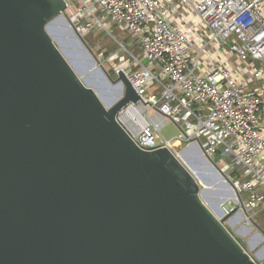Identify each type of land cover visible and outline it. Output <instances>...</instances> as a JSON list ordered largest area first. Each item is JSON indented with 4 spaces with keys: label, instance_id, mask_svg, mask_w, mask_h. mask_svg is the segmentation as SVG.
Segmentation results:
<instances>
[{
    "label": "water",
    "instance_id": "1",
    "mask_svg": "<svg viewBox=\"0 0 264 264\" xmlns=\"http://www.w3.org/2000/svg\"><path fill=\"white\" fill-rule=\"evenodd\" d=\"M52 29L94 61L80 71ZM97 65L120 89L111 103L83 78ZM139 100L76 33L65 0H0V264H264L222 221L227 198L210 187L236 194L200 144L148 152L118 124ZM190 147L216 181L194 173Z\"/></svg>",
    "mask_w": 264,
    "mask_h": 264
},
{
    "label": "built area",
    "instance_id": "2",
    "mask_svg": "<svg viewBox=\"0 0 264 264\" xmlns=\"http://www.w3.org/2000/svg\"><path fill=\"white\" fill-rule=\"evenodd\" d=\"M65 2L78 35L106 33L117 45L97 57L140 97L116 116L134 143L177 157L200 144L236 194L225 215L253 224L264 211V0ZM170 121L174 141L160 137Z\"/></svg>",
    "mask_w": 264,
    "mask_h": 264
},
{
    "label": "rangeland",
    "instance_id": "3",
    "mask_svg": "<svg viewBox=\"0 0 264 264\" xmlns=\"http://www.w3.org/2000/svg\"><path fill=\"white\" fill-rule=\"evenodd\" d=\"M115 36L119 41L127 40V36L118 32L114 31ZM59 38H62L63 36L60 34H57ZM69 38V36H65V38ZM77 39L78 36H75ZM87 44L90 46V48L93 50L96 56H99L100 53H105L111 49L114 48L113 45H116L114 40H112L106 33L97 32L94 34H91L90 36L84 38ZM68 51L71 52L70 45L64 44ZM117 48V45H116ZM75 50H78L77 48H74ZM133 53L139 54L133 47L129 48ZM77 57V56H76ZM82 57V58H81ZM85 64H89L94 61V59H87L84 56L80 54V58ZM79 62V61H78ZM89 62V63H88ZM81 70H84L86 68V65H78ZM107 68V66H106ZM97 69H100V66L97 65L95 68H91L87 73L84 74V77L87 81L94 84L95 88L100 90L102 93L101 95L105 98L107 102H111L113 99H115L118 94L120 93V89L117 87L115 83H112L110 79L107 77L102 78L99 77L97 73ZM96 72V73H95ZM90 74V76H88ZM112 78L115 80L116 76L115 74L111 75ZM108 83L111 85L109 87ZM180 134L179 128L173 123L169 122L164 126V128L161 130V136L162 138L168 140V141H174L178 138ZM159 137V140L162 138ZM182 148H178V151H182ZM196 151V149H195ZM222 153V152H221ZM195 152L189 154L188 156L193 159V166L197 169V173L205 175L207 180L209 182H214L217 180V175L219 173L213 172L212 170L208 169L211 167H207L205 163H203L202 156L197 153L196 156L199 159H195ZM220 156V155H219ZM202 168V169H201ZM220 182H215L211 189H214L215 191H222L225 193L224 196H226L227 201L224 204V208H229L231 203L233 204V198L229 197V191L230 189L224 188V187H218L220 186ZM200 183L202 186H206L205 182L200 180ZM220 196V195H219ZM217 194H211L209 197L210 199L213 198L217 200L218 198H224V196L219 197ZM222 221L225 223V225L228 227V229L232 232V234L237 238V240L240 242V244L244 247V249L256 260V261H262L264 262V257L261 258V255H264V211L259 212L255 218L253 224H246L243 219H241L239 216H236V213L225 215L222 218Z\"/></svg>",
    "mask_w": 264,
    "mask_h": 264
},
{
    "label": "bare ground",
    "instance_id": "4",
    "mask_svg": "<svg viewBox=\"0 0 264 264\" xmlns=\"http://www.w3.org/2000/svg\"><path fill=\"white\" fill-rule=\"evenodd\" d=\"M52 34L54 35V37H56L57 38V40L60 42V44H62L63 45V47L65 48V50H66V52L67 53H69V55L74 59V61L77 63V65H86V68L88 67L87 65V63L85 64L81 59H79V60H77L78 58L77 57H79L80 58V53L78 52V50H75L72 46H70V48H71V52L73 53V54H71L69 51H68V49L66 48V46L64 45V44H67V45H69L68 44V42H66L63 38L64 37H62V38H59L58 36H57V34H59V32L58 31H56V30H54V29H52ZM61 35V34H60ZM68 38V37H67ZM76 51L78 52V53H76ZM79 54V55H78ZM77 56V57H76ZM79 61V62H78ZM89 63V62H88ZM90 65V64H89ZM85 68V69H86ZM95 68V67H94ZM80 71H83V70H81L80 69ZM96 73V72H95ZM85 74V73H84ZM99 77H101L100 75H99ZM83 78L85 79V77L83 76ZM102 78H105V77H102ZM89 84H91V85H93L94 86V84H92V83H90L89 81H87ZM109 84V83H108ZM95 87V86H94ZM109 87H111V85L109 84ZM98 90V89H97ZM99 92H100V94L102 93L100 90H99ZM102 96V95H101ZM103 97V96H102ZM104 98V97H103ZM117 98V97H116ZM115 98V99H116ZM105 99V98H104ZM114 100V99H113ZM107 103H111V102H107ZM193 152H195V148L194 147H190V149H188L187 150V153L188 154H191L192 153V157H193ZM196 153V152H195ZM197 154V153H196ZM196 154H195V159H199V158H197V156H196ZM200 156V155H199ZM205 165H206V163H205ZM208 167V165H206V168ZM202 169V168H201ZM208 169H210V168H208ZM194 173L199 177V175H198V173H197V169L194 167ZM223 181V180H222ZM233 198V200L235 199L234 197H232Z\"/></svg>",
    "mask_w": 264,
    "mask_h": 264
},
{
    "label": "trees",
    "instance_id": "5",
    "mask_svg": "<svg viewBox=\"0 0 264 264\" xmlns=\"http://www.w3.org/2000/svg\"><path fill=\"white\" fill-rule=\"evenodd\" d=\"M113 46H114V48H113V49H111V50L107 51V55H108V54H110L111 52H113L114 50H116V45H113Z\"/></svg>",
    "mask_w": 264,
    "mask_h": 264
}]
</instances>
